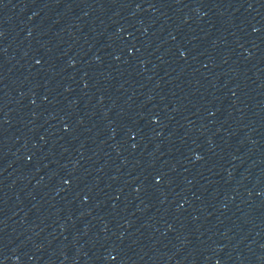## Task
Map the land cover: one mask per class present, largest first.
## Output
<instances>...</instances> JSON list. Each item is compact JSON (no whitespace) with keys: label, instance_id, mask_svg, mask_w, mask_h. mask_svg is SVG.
I'll use <instances>...</instances> for the list:
<instances>
[{"label":"water","instance_id":"1","mask_svg":"<svg viewBox=\"0 0 264 264\" xmlns=\"http://www.w3.org/2000/svg\"><path fill=\"white\" fill-rule=\"evenodd\" d=\"M181 199L264 264V0H10Z\"/></svg>","mask_w":264,"mask_h":264}]
</instances>
